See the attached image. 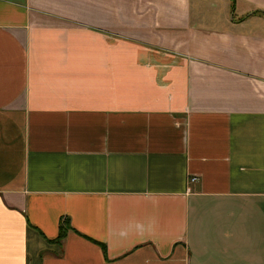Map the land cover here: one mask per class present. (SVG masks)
<instances>
[{
  "label": "crops",
  "instance_id": "obj_1",
  "mask_svg": "<svg viewBox=\"0 0 264 264\" xmlns=\"http://www.w3.org/2000/svg\"><path fill=\"white\" fill-rule=\"evenodd\" d=\"M0 264H264V0H0Z\"/></svg>",
  "mask_w": 264,
  "mask_h": 264
},
{
  "label": "trees",
  "instance_id": "obj_2",
  "mask_svg": "<svg viewBox=\"0 0 264 264\" xmlns=\"http://www.w3.org/2000/svg\"><path fill=\"white\" fill-rule=\"evenodd\" d=\"M69 223L68 221H63L61 224V232H60V236L59 239H64L69 231Z\"/></svg>",
  "mask_w": 264,
  "mask_h": 264
},
{
  "label": "built area",
  "instance_id": "obj_3",
  "mask_svg": "<svg viewBox=\"0 0 264 264\" xmlns=\"http://www.w3.org/2000/svg\"><path fill=\"white\" fill-rule=\"evenodd\" d=\"M193 179H194V180H197V179H198V177H193Z\"/></svg>",
  "mask_w": 264,
  "mask_h": 264
}]
</instances>
